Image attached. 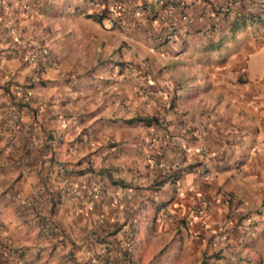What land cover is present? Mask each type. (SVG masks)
Wrapping results in <instances>:
<instances>
[{"label":"crops","instance_id":"0c3cea01","mask_svg":"<svg viewBox=\"0 0 264 264\" xmlns=\"http://www.w3.org/2000/svg\"><path fill=\"white\" fill-rule=\"evenodd\" d=\"M94 1H0V264H170L160 257L174 240L175 264H244L253 245L263 262L264 75L248 78V58L264 35L226 38L219 61L212 52L186 72L180 50L148 38L145 15L137 28L87 21ZM263 6L240 0L238 21L199 2L178 34L207 49L213 29L248 30ZM11 27L47 49L28 98L31 68ZM153 115L163 123L124 121ZM160 162L181 170L174 182L156 184Z\"/></svg>","mask_w":264,"mask_h":264},{"label":"rangeland","instance_id":"374dc122","mask_svg":"<svg viewBox=\"0 0 264 264\" xmlns=\"http://www.w3.org/2000/svg\"><path fill=\"white\" fill-rule=\"evenodd\" d=\"M96 3H104V2H102V0H97ZM104 6L107 7V4ZM260 9L261 10H260L259 14L252 15V20L254 22V26L250 27V29H248V30L242 29V28H240V29L234 28L232 30L218 31L215 33L214 29H213L214 31L212 29H210V30H212V32L209 34V38L211 40L209 43L211 45L210 48H207V49L204 48L206 45H204V46L196 45V40H199V39L194 37V38H189L188 40L186 39L185 41H182L180 38H176L174 40H171V42H168L166 44L167 48H165V49L169 50L170 46H173L174 50H177V49L180 50L179 55L176 59L178 62H181L183 65L186 66V68H185L186 72L190 71V67H189L190 64H202V62L205 63V61L210 58L209 53H212V52L215 53V55L211 58L212 61H219L221 55L224 56V54L227 53L228 50L230 51L233 48L232 45L228 46L226 44V42H225V41H227V40H225L226 38H228L229 40H232L231 43H233L234 40L240 42V41H242L246 38H249L253 35H256L257 38L258 37L261 38L264 35V24H261V23H264V22H261V21H264V6L261 7ZM92 11H95V10H92ZM100 11L105 13V10H100ZM234 18L238 19V21H239L241 19V16H234ZM85 19H87V21H95L91 18L85 17ZM257 23H259V24H257ZM103 25L105 26V23H103ZM251 25H252V22L250 23V26ZM208 26H210V25L208 24ZM220 38H221V40H220ZM96 44H97V42H96ZM254 51L255 52H252L248 58L249 68H250V71L252 73L248 77L250 80H254L253 78L255 77V75H253V74L256 71L259 74L264 75V70L251 69V66H253V65L257 68L260 66L261 67L264 66V45L261 48L254 49ZM222 52H224V53H222ZM103 64H109V62L106 60V61H103ZM198 72L201 73V76L205 75V71L193 70V74H197ZM236 72L237 73L235 74V78H237V76L240 74L239 71H236ZM192 82H194V81L185 80L182 84H184L185 85L184 88L189 91L191 88L190 86H191ZM208 85H209V82L208 83H201V84L196 83L192 91L195 93L200 92L201 89L208 87ZM144 226L145 225H143V228H144ZM146 233H147V230H146ZM146 236H147V234L144 237H146ZM252 240H254V239L252 238ZM171 242L172 243L175 242L173 244V246H171L173 249L172 248L170 249V246H169V248L166 250L169 252H172V250H174L175 252L172 254H168V256H166L167 254L161 256L160 260L163 263L175 264L177 262V258H179V252L177 250V248H178L177 242L178 241L174 240ZM157 246L158 245L153 247V249L155 250L157 248ZM258 248L264 249V245L262 247L258 246ZM158 250H160V247ZM246 252L251 256V258H249L250 260L247 259L246 261H244V264H252L251 262H256V261H258L257 264H261V263L264 264V260L262 262L258 259L259 256L256 253V247L254 245L252 247H248Z\"/></svg>","mask_w":264,"mask_h":264},{"label":"trees","instance_id":"16d2710c","mask_svg":"<svg viewBox=\"0 0 264 264\" xmlns=\"http://www.w3.org/2000/svg\"><path fill=\"white\" fill-rule=\"evenodd\" d=\"M103 1L107 2V7L98 6L100 4L96 3L94 1L95 2L94 4L97 5V7L99 8L98 9L99 11L95 9V11H91V13L90 12L86 13L85 16L87 18H91L97 22H101L102 17H103L102 15L104 13L101 14L102 11H100V10H105V11L112 10L115 8L116 2L120 1V0H103ZM141 1H142V5H143L148 0H141ZM180 1L181 0H163L164 8L168 5H170V6H169L168 10H165L163 8L165 10V12L160 10L162 13H159V10L157 9V7H154V8H150V9L146 8V10H148V11L145 13V16L142 14H140L139 16H132V15L128 14V11H126V13H124V15H122V18L127 23V25L130 24V27H132V28L140 27V22L138 21L140 16H144L145 19L151 20V21H149V26L145 29L146 34H148L147 35L148 38L153 40L154 42H156V45H158V46L166 45L170 41V39H165L161 42H157V38L160 36H166V34L168 32L167 31L168 27L170 26V22L176 23L178 20H180L181 12H183L184 7H185V6H181V7L179 6ZM206 1L212 2L211 0H206ZM211 7H213L212 4H211ZM191 25L192 26H190V27H193V26H195V23H192ZM124 121L127 124H131V123H135V122H137V123L142 122V123L147 124V125H152V124L161 125L163 123V122L161 123L158 115L157 116L153 115L150 117L139 116V117H134V118H130V119H125ZM180 171L181 170L178 169V170H174V171L168 173L166 177L157 181L156 184L162 185L168 181H170V183L174 182L178 178V176L180 175ZM100 174H103V173H100ZM112 183L116 184V185L125 186L122 180H114V181H112ZM197 212H198V209L195 212L192 211L190 214L196 215ZM155 219H157V217ZM217 254L218 253H214V255H217Z\"/></svg>","mask_w":264,"mask_h":264},{"label":"built area","instance_id":"2783aa9c","mask_svg":"<svg viewBox=\"0 0 264 264\" xmlns=\"http://www.w3.org/2000/svg\"><path fill=\"white\" fill-rule=\"evenodd\" d=\"M1 1V0H0ZM160 0H149V4H147L146 6H137L135 8L132 9V11L130 12L132 14V16H136L137 14H139L140 12H143L146 8L150 9L152 6L156 3H158ZM239 2L235 1L233 4L230 5V7H235ZM30 7L29 5H25L24 9L28 10ZM219 10L221 11H225L226 7H219ZM125 11V8L123 7V4L121 1H117L115 4V8L112 9V11L105 17V22L106 25L110 28L119 26L123 24V20H122V13ZM171 14V13H170ZM180 20L188 25H191L193 23V19H191L190 16H188L186 13H182L180 15ZM167 34L166 36H160L157 38L158 42H161L165 39H172L175 36L176 33V24L175 23H171L170 22V26L168 27L167 30ZM8 33L13 37L14 39V48L18 51H23L24 55H25V59L27 61L28 66L31 68V73L29 75V79L26 82V84L20 88V90L24 91V96L25 97H31V91L30 88L32 85L36 84L39 79H40V72H39V64L41 61L40 55L44 56L47 53V49H45L44 47L41 46H37L36 44H32L31 42H27V43H22L20 41V39L17 38V32L16 29L14 27L9 28ZM41 53H43L44 55H42ZM41 107L45 108L46 106H48V102L44 101L43 99H40L39 101ZM160 168H165V162H160L158 163ZM100 191L96 190L94 192V197L97 196V194H99ZM203 210H198L197 214H201Z\"/></svg>","mask_w":264,"mask_h":264},{"label":"clouds","instance_id":"9594fccd","mask_svg":"<svg viewBox=\"0 0 264 264\" xmlns=\"http://www.w3.org/2000/svg\"><path fill=\"white\" fill-rule=\"evenodd\" d=\"M121 1V0H120ZM161 1V0H160ZM159 1V2H160ZM212 2H207L206 0H181L180 1V4H179V6L181 7V6H185L184 7V10H183V12H181V14L182 13H186L188 16H190L188 13H189V9H191L192 8V6H195L197 3H199V2H207L208 4H212V8L214 9V11L215 12H217V14H226V13H229V12H234V16H241V13L239 12V6H240V0H229V1H224V0H211ZM235 1H238L239 3L235 6V7H230V5L231 4H233ZM122 2V4H123V7L125 8V11L122 13V15H124V13H126V11H128V14H130V15H132L130 12L132 11V9L133 8H135V7H137V6H146L147 4H149V0L147 1V2H145L143 5H142V2L141 3H139V4H135V5H133V6H128V5H126L125 3H124V1L122 0L121 1ZM158 2V3H159ZM158 3H156V4H158ZM156 4H154V5H156ZM154 5H151L152 7L151 8H153V6ZM223 7V6H225L226 7V10L225 11H221V10H219V7ZM112 10H109V11H105V13L102 15L103 17H102V21L100 22V23H105V27L106 28H108V29H113V28H116V27H119V26H126L127 25V23L124 21V19L122 18V20H123V24L122 25H119V26H116V27H113V28H110V27H108L107 25H106V22H105V17L111 12ZM148 10H144L143 12H140L139 14H137L136 16H139L140 14H142V15H145V13L147 12ZM188 12V13H187ZM103 12H101V14H102ZM233 16V17H234ZM251 17H252V15H250ZM249 16V17H250ZM191 17V19H193V23H195V19H194V17H192V16H190ZM247 18V17H245V16H243V19H242V24H245V20H244V18H247L249 21H253L251 18ZM178 23H181L182 25H185L186 27H190V26H192V25H188V24H186V23H184V22H182L181 20H178L175 24H176V33H175V36H174V38H172V39H170V41L169 42H171V40H174V39H176V38H180V39H183V38H181L180 36V34H178L179 33V30H178ZM154 42V41H153ZM158 42V41H157ZM155 44H156V42H154ZM202 150H206V149H202ZM186 151H188L187 149H186ZM203 151V152H204ZM165 165H166V167L165 168H163V170H166L167 171V174L168 173H170V172H172L173 171V169L172 168H169L168 166H167V164L165 163ZM170 169V172L168 171Z\"/></svg>","mask_w":264,"mask_h":264}]
</instances>
